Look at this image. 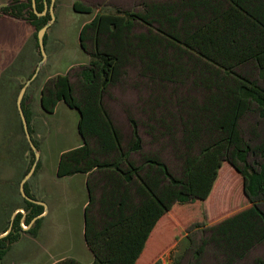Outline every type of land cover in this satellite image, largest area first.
<instances>
[{"label":"trees","instance_id":"obj_1","mask_svg":"<svg viewBox=\"0 0 264 264\" xmlns=\"http://www.w3.org/2000/svg\"><path fill=\"white\" fill-rule=\"evenodd\" d=\"M73 7L93 10L83 0ZM3 9L30 21L40 46L37 30L51 13L39 15L32 0H13ZM37 9H44L42 0ZM79 38L89 61L78 80L69 72L49 78L40 103L50 113L59 101L78 110L81 142L61 153L57 173L87 174L84 236L93 260L66 256L52 264H135L175 203L209 197L225 161L243 175L249 205L212 224L188 264H200L208 245L221 255L219 264L245 259L264 242V0H144L139 9L96 12ZM131 71L145 90V119L129 115L132 136L126 141L105 97ZM26 100L27 93L22 104L33 133ZM25 189L33 195L28 182ZM23 206L27 223L44 210L26 197ZM22 216L18 211L0 237V264L21 235ZM41 222L38 217L29 231L37 234Z\"/></svg>","mask_w":264,"mask_h":264},{"label":"rangeland","instance_id":"obj_2","mask_svg":"<svg viewBox=\"0 0 264 264\" xmlns=\"http://www.w3.org/2000/svg\"><path fill=\"white\" fill-rule=\"evenodd\" d=\"M83 1L93 6L92 12L76 11L74 0H54L55 17L47 30V55L41 62L43 54L36 44L35 26L26 19H14L3 9L9 0H0V79L4 77L0 83V230L9 223L12 212L23 205L20 184L33 165L34 154L17 103L24 84L31 109L32 137L36 138L39 151L38 162L27 180L28 188L35 196L43 197L46 212L42 232L41 223L37 234L28 231L32 225L23 219L27 226L7 252L4 264H50L65 254L83 262L93 259L84 236L87 174H57L61 153L81 142L77 128L79 113L65 101H59L54 112L45 111L40 103L41 89L58 73L69 72L74 82L78 80L76 73L89 61V54L80 45L79 31L96 12L139 9L144 0ZM131 72L126 81L112 87L105 97L126 141L132 136L129 115L140 122L145 119L142 112L145 90L136 84L135 72ZM140 132L146 148H150V136L144 125L140 126ZM134 156L139 158V153ZM248 205L243 175L225 161L208 198L175 203L161 217L147 242L144 257L151 259L157 254L155 260L159 258L162 264L176 263L178 259L179 264H188L196 259L193 250L212 224ZM257 257L264 260V242L236 264H252ZM221 258L208 245L200 256V264H219Z\"/></svg>","mask_w":264,"mask_h":264},{"label":"water","instance_id":"obj_3","mask_svg":"<svg viewBox=\"0 0 264 264\" xmlns=\"http://www.w3.org/2000/svg\"><path fill=\"white\" fill-rule=\"evenodd\" d=\"M33 4H34V7H35V10H36L37 13L42 14V13H45V12H46V9H45L44 11H42V12H39V11L37 10V8H36V0H33ZM54 17H55V14H54V12L52 11V18H51V20H53ZM51 20H49V21L46 22L44 25H42V26L38 29V33H37V35H38V41H39V44H40V47H41V50H42V54H43V58L41 59V62L44 61V59H45V57H46V55H47V51H46V48H45V33H46V31H47V29H48V27H49V25H50V21H51ZM35 74H36V72H35ZM35 74H34V75H35ZM34 75H33V76H34ZM26 87H27V85L25 84V85H23L22 88L20 89V92H19V94H18V98H17V103H18V109H19V112H20L21 117H22V121H23V125H24V130H25V132H26V135H27L28 141L30 142L31 147L34 148L35 151H36V160H35V162L33 163V165H32V167H31L30 171H29V172H28V173L22 178V180H21V190H22V193H23L26 197H28L29 199H33V200H35V201H39V202H40V200L35 199V198L31 197L30 195H28L27 192H26V190H25V187H24L25 182H26L27 179L30 177V175H31V173H32V171H33V169H34L36 163H37L38 157H39V151L37 150V146H36V144H35V142H34V140H33L32 134H31V132H30L29 124H28V120H27V117H26V115H25L24 108H23V105H22V100H23V96H24L25 91H26ZM16 213H17V209L12 213L11 221H10V225H9L8 229L5 230V231L0 232V237L6 235V234L11 230L12 225H13V220H14V217H15ZM36 217H37V216H36ZM36 217H34V219H35Z\"/></svg>","mask_w":264,"mask_h":264},{"label":"flooded vegetation","instance_id":"obj_4","mask_svg":"<svg viewBox=\"0 0 264 264\" xmlns=\"http://www.w3.org/2000/svg\"><path fill=\"white\" fill-rule=\"evenodd\" d=\"M11 1H13V0H9V2L7 3V4H5V5H8L9 3H11ZM33 1V0H32ZM43 2H44V9L42 10V11H44L45 9H46V12L45 13H42V14H46L47 12H50L51 13V18H52V11H53V6H54V0H42ZM33 6H34V4H33ZM36 8H37V0H36ZM34 9H35V7H34ZM38 10V9H37ZM36 11V10H35ZM39 11V10H38ZM42 11H39V12H42ZM39 14V13H38ZM42 14H39V15H42ZM55 14V13H54ZM14 17V16H13ZM17 18V17H16ZM51 18L49 19V20H51ZM48 20V21H49ZM47 21V22H48ZM48 30V29H47ZM37 33H38V31H37ZM46 33H47V31H46ZM45 33V34H46ZM37 37H38V35H37ZM46 44H47V42L45 43V48H46ZM41 48V47H40ZM42 51V50H41ZM25 85V84H24ZM20 92V91H19ZM27 92L25 91V94H26ZM25 94H24V96H25ZM24 96H23V98H24ZM28 96V95H27ZM23 101V100H22ZM26 102H27V100H26ZM23 105V104H22ZM29 124V123H28ZM24 126V125H23ZM31 132V131H30ZM32 134V133H31ZM30 143V142H29ZM36 144V143H35ZM31 146V145H30ZM37 146V145H36ZM32 148V147H31ZM33 150H34V152H35V149L34 148H32ZM35 160H36V152H35ZM35 160L33 161V163L35 162ZM38 162V161H37ZM32 167V166H31ZM31 169V168H30ZM30 169H29V171H30ZM28 171V172H29ZM27 172V173H28ZM26 173V174H27ZM25 174V175H26ZM24 175V176H25ZM23 176V177H24ZM28 180V179H27ZM26 182H28V181H26ZM25 182V183H26ZM21 185V184H20ZM24 187H25V185H24ZM20 189H21V187H20ZM26 190V189H25ZM29 191L31 192V190L29 189ZM27 192V191H26ZM21 193H22V190H21ZM32 193V192H31ZM28 195H30L29 193H27ZM33 194V193H32ZM22 195H23V199H24V197H26L23 193H22ZM31 197H33V198H35V199H38V200H40V202L39 201H35V200H33V199H30V200H33V201H35V202H38V203H41V204H43L44 205V210H45V202H44V200H42L41 199V197H39V196H35L34 194L33 195H30ZM26 198H28V197H26ZM29 199V198H28ZM20 208H22L24 211H22L23 212V216H22V219H21V224H22V230H24V228H25V226H27V225H25V223L23 222V219L25 218V215H26V213H27V210L25 209V207L22 205V206H19V207H17L16 209H17V212L18 211H21V210H19ZM15 209V210H16ZM14 210V211H15ZM44 210H43V212H44ZM13 211V212H14ZM12 212V213H13ZM43 212H41V213H39V214H37L35 217V219L33 218L32 219V221L30 222V223H27V224H30V225H32L33 223H34V221L38 218V217H42V221H43ZM17 214V213H16ZM12 216V215H11ZM16 216V215H15ZM14 219H15V217H14ZM10 221H11V219H10ZM10 221H9V223H8V227H9V225H10ZM26 221V220H25ZM13 223H14V220H13ZM42 223V222H41ZM8 227H7V229H8ZM12 227H13V225H12ZM6 229V230H7ZM12 229V228H11ZM2 231H5V230H0V232H2ZM29 231V230H28ZM30 232V231H29ZM22 234L23 233H21V235H20V237H19V239L22 237ZM18 239V240H19ZM18 240H16L15 242H17ZM15 242H13V243H15ZM12 243V244H13ZM12 246V245H11ZM11 248V247H10ZM9 251V250H8ZM6 256V255H5ZM5 259V258H4Z\"/></svg>","mask_w":264,"mask_h":264},{"label":"crops","instance_id":"obj_5","mask_svg":"<svg viewBox=\"0 0 264 264\" xmlns=\"http://www.w3.org/2000/svg\"><path fill=\"white\" fill-rule=\"evenodd\" d=\"M13 17V16H12ZM14 19H15V17H13ZM17 19V18H16ZM58 174V173H57ZM41 197V199L43 200V197L42 196H40ZM86 204H87V201H86ZM86 204H85V206H86ZM45 214H46V212H43V219H44V216H45ZM44 221V220H43ZM42 221V225H41V232H42V228H43V224H44V222ZM41 236H42V233H41ZM149 239H150V237H149ZM148 239V240H149ZM148 242V241H147ZM89 247V246H88ZM90 249V248H89ZM145 249H146V247H145ZM145 249L143 250V252H142V254L139 256V258L137 259V261H136V263L135 264H153V262L155 261V258H156V255L153 257V258H151V259H149V257L148 258H146V257H144V253H145ZM91 251V250H90ZM92 252V251H91ZM93 254V253H92ZM66 256H72V255H62V256H57L56 258H54V260H52V262L50 263V264H52V263H54V262H56L57 260H59V259H61V258H64V257H66ZM93 260V259H92ZM83 262V261H82ZM91 262V261H90ZM165 262V261H164ZM163 262V263H164ZM84 263H89V262H84ZM161 264H162V261H161Z\"/></svg>","mask_w":264,"mask_h":264}]
</instances>
